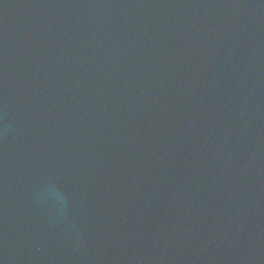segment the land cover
Wrapping results in <instances>:
<instances>
[{
    "label": "water",
    "instance_id": "obj_1",
    "mask_svg": "<svg viewBox=\"0 0 264 264\" xmlns=\"http://www.w3.org/2000/svg\"><path fill=\"white\" fill-rule=\"evenodd\" d=\"M0 264H264V0H0Z\"/></svg>",
    "mask_w": 264,
    "mask_h": 264
}]
</instances>
